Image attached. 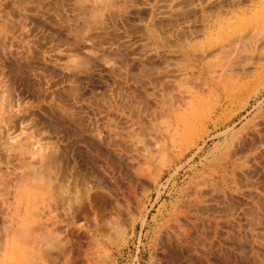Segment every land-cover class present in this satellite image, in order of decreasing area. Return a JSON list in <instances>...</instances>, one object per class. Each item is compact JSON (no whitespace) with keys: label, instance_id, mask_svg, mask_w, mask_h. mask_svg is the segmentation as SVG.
<instances>
[{"label":"rangeland","instance_id":"rangeland-1","mask_svg":"<svg viewBox=\"0 0 264 264\" xmlns=\"http://www.w3.org/2000/svg\"><path fill=\"white\" fill-rule=\"evenodd\" d=\"M0 264H264V0H0Z\"/></svg>","mask_w":264,"mask_h":264},{"label":"bare ground","instance_id":"bare-ground-1","mask_svg":"<svg viewBox=\"0 0 264 264\" xmlns=\"http://www.w3.org/2000/svg\"><path fill=\"white\" fill-rule=\"evenodd\" d=\"M29 137V136H28ZM28 137H27V140H28ZM22 143H19V147H20V154H22L23 152L22 151H24V152H26V154L28 153L29 155L28 156H30V157H34L35 155L38 157V161L36 162V163H38V165H39V168H45V167H48L49 166V164L50 163H54L56 160H57V157L59 156V155H57V157H56V155L54 154V152H53V154H50V153H41L40 152V150L41 149H44L43 148V146H39V148L38 147H36L37 146V144H36V141H21ZM6 149V148H5ZM50 149V148H49ZM7 151L9 150L8 148L6 149ZM55 150H56V148H55ZM8 154V153H7ZM7 156V155H6ZM37 157H34L35 159L37 158ZM60 157V156H59ZM8 158V157H7ZM34 158L32 159V160H34ZM35 162V161H34ZM32 163V162H31ZM48 164V165H45V164ZM25 164H27L26 165V169H25V171L24 172H26L27 173V177L25 176V178L27 179L28 177V179H30L31 178V176H33V175H35L36 174V172H38V171H36L37 170V165H36V167L35 166H33V164H30V162H29V160L28 161H26V163ZM25 164H23V165H25ZM52 165V164H51ZM25 167V166H24ZM40 170V169H39ZM23 172V173H24ZM45 172V171H44ZM44 172H42V173H44ZM26 173H24L25 175H26ZM32 173H33V175H32ZM21 175H23V174H21ZM20 176V175H19ZM49 176V175H48ZM24 177V176H23ZM33 177H35V176H33ZM22 178V177H21ZM41 180V179H40ZM42 181V180H41ZM44 182V181H43ZM44 185V184H43ZM56 192V191H55ZM70 204V203H69ZM1 228H2V226H1ZM4 228V227H3ZM9 228V227H8ZM31 228V227H30ZM13 229V228H12ZM4 230H6V229H4ZM7 230H9V229H7ZM10 230H11V228H10ZM32 230H33V228H32ZM31 230V231H32ZM47 230V232L49 231V232H51L49 229H46ZM94 230V229H93ZM11 231H14V230H11ZM89 231V230H88ZM92 231V230H91ZM5 232H7V231H5ZM53 232V231H52ZM51 232V233H52ZM94 232V231H93ZM12 234V233H11ZM92 234V233H91ZM7 235V234H6ZM92 236H93V234H92Z\"/></svg>","mask_w":264,"mask_h":264}]
</instances>
